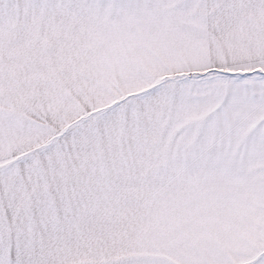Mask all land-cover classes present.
Instances as JSON below:
<instances>
[{
	"label": "snow or ice",
	"instance_id": "1",
	"mask_svg": "<svg viewBox=\"0 0 264 264\" xmlns=\"http://www.w3.org/2000/svg\"><path fill=\"white\" fill-rule=\"evenodd\" d=\"M0 264H264V0H0Z\"/></svg>",
	"mask_w": 264,
	"mask_h": 264
}]
</instances>
